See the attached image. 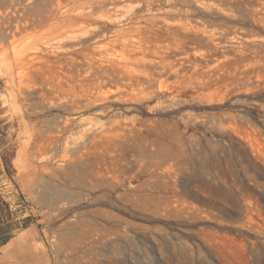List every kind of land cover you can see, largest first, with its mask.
<instances>
[{"label": "rangeland", "instance_id": "rangeland-1", "mask_svg": "<svg viewBox=\"0 0 264 264\" xmlns=\"http://www.w3.org/2000/svg\"><path fill=\"white\" fill-rule=\"evenodd\" d=\"M61 1L0 41V264H264V0Z\"/></svg>", "mask_w": 264, "mask_h": 264}, {"label": "bare ground", "instance_id": "bare-ground-1", "mask_svg": "<svg viewBox=\"0 0 264 264\" xmlns=\"http://www.w3.org/2000/svg\"><path fill=\"white\" fill-rule=\"evenodd\" d=\"M0 14V41L13 35L15 31L23 30L27 27L37 28L49 25L50 27L61 29L62 27L77 23V21L86 16V13L83 11L64 9L61 0H0ZM80 35L79 33L75 35V39H78ZM66 49L63 50L66 51ZM41 57L43 56L41 55ZM24 58L22 57L21 60H24Z\"/></svg>", "mask_w": 264, "mask_h": 264}, {"label": "trees", "instance_id": "trees-1", "mask_svg": "<svg viewBox=\"0 0 264 264\" xmlns=\"http://www.w3.org/2000/svg\"><path fill=\"white\" fill-rule=\"evenodd\" d=\"M32 218V216H25L15 220L10 210V203L0 197V247L6 245L17 230L28 228Z\"/></svg>", "mask_w": 264, "mask_h": 264}, {"label": "crops", "instance_id": "crops-1", "mask_svg": "<svg viewBox=\"0 0 264 264\" xmlns=\"http://www.w3.org/2000/svg\"><path fill=\"white\" fill-rule=\"evenodd\" d=\"M22 239H23V237H22ZM8 244H6L5 246H7Z\"/></svg>", "mask_w": 264, "mask_h": 264}]
</instances>
